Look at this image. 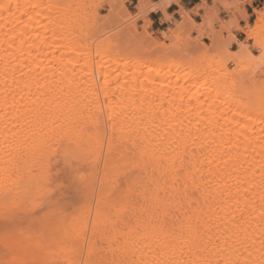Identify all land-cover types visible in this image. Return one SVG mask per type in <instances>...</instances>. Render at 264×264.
Masks as SVG:
<instances>
[{"label":"bare ground","instance_id":"1","mask_svg":"<svg viewBox=\"0 0 264 264\" xmlns=\"http://www.w3.org/2000/svg\"><path fill=\"white\" fill-rule=\"evenodd\" d=\"M75 2L0 0V264H264L260 82L96 42Z\"/></svg>","mask_w":264,"mask_h":264},{"label":"rangeland","instance_id":"2","mask_svg":"<svg viewBox=\"0 0 264 264\" xmlns=\"http://www.w3.org/2000/svg\"><path fill=\"white\" fill-rule=\"evenodd\" d=\"M128 1L76 0L77 4L74 3L73 7L78 9V13L82 17V23L75 27L76 33L85 32L89 36H93L96 42L106 38L115 40L116 33H120L122 36L126 35V39L129 35L137 50L145 48L148 51V47L152 46L151 48H155L156 51L155 57L167 53L169 57L176 60L188 59L194 63L202 62L217 71V75L227 86L236 82L240 85L242 81H247L248 84H251L253 80L258 81L260 82L259 89H263L261 92L264 94V62L260 60L261 52L264 50V27L257 30L252 39H249L244 32L248 26L253 28L256 24L257 17L254 12L258 9L252 7L253 0H216L214 6L206 5L203 8L206 15L202 20L198 19L200 24L190 17L189 12L184 14L182 10L181 22L169 30L170 32L175 31L170 40H166L164 34L157 36L150 32V24L147 19L149 14L139 16L137 3L132 9L127 6ZM219 4L220 11L216 9ZM197 8L192 13L197 14ZM133 11H137V14H134ZM245 13L249 16V22L244 18ZM95 18L98 22L93 27ZM205 20L209 25L202 30L201 24ZM140 21H144L145 24L139 26ZM236 33L242 34L240 39L250 49L251 61L249 62L239 63L228 59L227 52H236L240 49L239 44L232 42V37L236 36ZM125 37L123 38L125 39ZM151 38H156L157 42H163L165 45H155ZM124 39L122 40L124 41ZM216 44L219 47L218 50H212L211 48ZM227 73H232V76L229 77ZM256 93L258 95L259 92Z\"/></svg>","mask_w":264,"mask_h":264},{"label":"crops","instance_id":"3","mask_svg":"<svg viewBox=\"0 0 264 264\" xmlns=\"http://www.w3.org/2000/svg\"><path fill=\"white\" fill-rule=\"evenodd\" d=\"M165 0H152V4L161 5ZM135 3L138 5V0H129L127 6L134 9ZM203 0H179L178 3H170L163 8H156L155 11L149 13L147 19L150 22L149 31L157 36L167 33L169 30L174 28L177 23L181 22V11L184 10L190 13V17L200 24L199 20H202L206 15L205 10H200L197 14L192 13L198 6L202 5ZM207 5L209 7L214 6V0H207ZM252 7L254 9H262L264 7V0H253ZM216 9L220 11V4L216 6ZM134 14H137V11H133ZM250 16L253 14L248 13ZM144 21L138 23L139 26H143ZM237 39L242 42L240 37L241 33H236Z\"/></svg>","mask_w":264,"mask_h":264},{"label":"snow or ice","instance_id":"4","mask_svg":"<svg viewBox=\"0 0 264 264\" xmlns=\"http://www.w3.org/2000/svg\"><path fill=\"white\" fill-rule=\"evenodd\" d=\"M260 60L262 62H264V50H262V52H261ZM73 158H74V152H73V149L71 148V146H69L68 148L65 149L64 156H63V160H64L66 168L71 163ZM98 264H104V262L99 261Z\"/></svg>","mask_w":264,"mask_h":264}]
</instances>
